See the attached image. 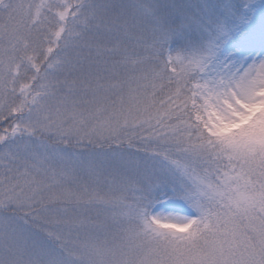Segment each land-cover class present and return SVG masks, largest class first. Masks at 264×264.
I'll return each instance as SVG.
<instances>
[{"label": "snow or ice", "instance_id": "obj_1", "mask_svg": "<svg viewBox=\"0 0 264 264\" xmlns=\"http://www.w3.org/2000/svg\"><path fill=\"white\" fill-rule=\"evenodd\" d=\"M0 264H264V0H0Z\"/></svg>", "mask_w": 264, "mask_h": 264}]
</instances>
